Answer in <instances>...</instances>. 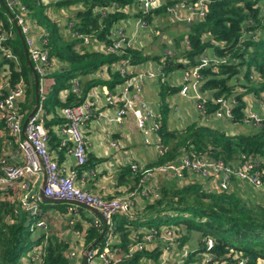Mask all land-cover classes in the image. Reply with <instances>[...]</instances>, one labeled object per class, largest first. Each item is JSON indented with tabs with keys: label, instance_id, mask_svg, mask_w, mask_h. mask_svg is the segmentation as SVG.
Listing matches in <instances>:
<instances>
[{
	"label": "built area",
	"instance_id": "obj_1",
	"mask_svg": "<svg viewBox=\"0 0 264 264\" xmlns=\"http://www.w3.org/2000/svg\"><path fill=\"white\" fill-rule=\"evenodd\" d=\"M46 1V0H44ZM167 0H135V2L120 9L116 3L98 8L96 13L105 17L108 13L121 10L127 17L118 21L110 29L108 40H99L91 34L79 32L75 25L76 19L67 15L63 23L64 32L72 39H78L75 44L77 52L89 49L105 55L121 56L118 60L102 65L94 74L95 77L106 80L110 79V73H118L122 81L114 89L105 85L93 86L86 93L83 102L65 106L59 109L58 115L65 122L56 126L61 148L74 160L73 168L66 169L61 166L49 151V136L45 126L43 108L39 102L36 111L29 115L21 111V104L26 97V83L20 78L11 83V72L8 64L0 68V121L4 126L1 131L3 145L0 152V195L14 204L13 215L25 213L28 217L29 230L33 236H42L40 242L32 246L24 256L27 264H44V254L49 237V228L46 220L42 217V204L40 189L43 185V194L49 198L60 199L66 204L65 214L68 215L67 224L72 227L76 223L74 216L82 205L93 207L101 213V217L93 215L91 226L102 230L104 248L82 250L81 257H87V264H93L97 259L100 264H114L123 258L131 256L137 251L159 250L157 260L145 259L149 264H248L247 255L241 251L229 249L223 255L213 251L214 239L210 236L203 237L196 248L190 249L187 244L180 245L181 234L179 228L174 225L146 226L132 231L131 243L127 251L121 254L113 244L119 240L114 234V215L120 214L131 218V210L134 206V198L137 193L150 195L155 199L158 195L157 182L160 178L175 179L179 184L184 180V173H193L210 182L212 188L207 191L224 192L230 190L232 181L247 182L255 189H264V181L261 179L259 170L260 159L257 157L241 154L236 162L224 163L207 153L186 154L181 152L174 159L167 160L152 168H143L136 162L130 163L134 172H142V177L137 188L125 196L103 198L90 191L82 189L76 184L77 168L87 162V140L84 135L86 126L98 116L103 117L107 124L120 125L129 114L136 123L146 145H152L158 156L165 153L162 144L160 130L162 101L154 107L143 96L144 85L147 81L163 83L167 80L165 73L166 62L175 56L174 48L165 46L154 67L146 66L147 62L133 64L129 57H123L127 50L142 48L148 40L155 37H165L164 30L159 29V16L155 10L165 6L164 14L172 23L190 24L194 21L203 20L208 5L212 0H180L173 4H166ZM5 6L13 14L15 24L18 26L24 38L29 60L38 78V92L41 99L44 98L48 87V75L57 70L61 64L51 57L47 48L48 33L41 27L33 24L27 17V9L20 0H3ZM47 2V1H46ZM1 6V3H0ZM259 17L264 19V0L257 3ZM150 17V20L147 17ZM11 20V19H10ZM58 22L57 19H54ZM12 22V20H11ZM13 23V22H12ZM253 20H247L242 31L240 42L249 37H256L255 30L246 29L253 25ZM35 26V31L33 27ZM131 27V32L127 28ZM10 31L0 28V57L13 60L18 63L17 57L12 50L5 45ZM40 41V46L35 43V36ZM214 44V42L212 41ZM184 46H189L188 40H184ZM217 44V43H215ZM232 60L228 54L213 57L202 55L198 63L182 69L178 93L181 97L192 99L199 112H205V105L211 101L217 104L215 112L223 115L228 120L233 118V109L237 104L236 95L241 82L234 79L236 85L234 92L227 97H213L211 93L202 89L203 80L200 70L212 67L216 71L219 64L228 63ZM179 62L187 61L180 58ZM48 84V85H47ZM69 93L79 96L82 93L80 78L70 81V86L59 92V98L64 101ZM102 101L105 106L113 109V116H105L96 107ZM261 112L244 110L243 123L261 128L264 122V99L257 98ZM114 147L116 141L110 140ZM89 173L91 171H88ZM85 208V207H83ZM89 210V209H88ZM90 211V210H89ZM78 253L75 250L66 252V257L71 264H76ZM258 264H264V259H258Z\"/></svg>",
	"mask_w": 264,
	"mask_h": 264
},
{
	"label": "trees",
	"instance_id": "obj_2",
	"mask_svg": "<svg viewBox=\"0 0 264 264\" xmlns=\"http://www.w3.org/2000/svg\"><path fill=\"white\" fill-rule=\"evenodd\" d=\"M27 9V17L31 23L43 28L47 33V48L51 57L57 59L61 66L48 75L46 94L40 102L48 130L49 144L56 148L59 141L54 133L53 124H61L65 120L58 115L59 109L65 106L77 105L85 99L86 93L93 86L105 85L109 89L122 81L118 73H110V79H100L95 72L104 64H110L121 56L105 55L89 49L77 52L75 44L78 39H72L65 32L63 25L56 22L47 12L48 6L57 10L76 8L70 15L76 19V29L81 33L91 34L99 40H108L112 26L127 17L121 10L108 13L101 17L96 10L116 3L120 9L132 5L135 0H53L45 3L43 0H20ZM180 0H167L173 4ZM196 1V0H189ZM259 0H212L203 20L190 24L183 23L186 31L174 38L175 56L166 62L165 73L179 67H191L198 63L207 48H213L217 56L228 54L232 60L219 64L217 70L205 67L200 70L203 80L202 89L213 97H227L234 92V79L241 80L242 91L236 95L237 104L233 109V123L241 124L244 118L246 102L244 97L252 94L264 99V19L259 17ZM165 6L155 10L164 14ZM150 20V17H147ZM253 20V25L246 29L255 30L256 37H249L240 42L242 31L247 20ZM0 28L10 31L5 40L18 63L0 57V68L9 65L11 83L20 78L26 83V97L21 104V111L27 114L34 107L35 88L31 69L28 67L22 42L16 27L11 22L6 11L0 6ZM188 40L189 46L183 44ZM214 42V44L212 43ZM217 43V44H215ZM123 57H129L131 63L141 64L152 57L144 53L142 48L126 51ZM158 56H153L157 59ZM186 60L182 64L178 59ZM80 78L82 93L79 96L69 93L64 101L59 98V92L70 86L73 78ZM160 97L174 93L179 88L169 86L166 82L160 84ZM164 102V101H163ZM217 104L209 101L205 105V113L209 114L217 108ZM160 136L165 147V153L156 160L147 163L152 168L167 160L174 159L178 154L207 153L224 163H234L241 154L260 159L259 170L264 181V124L253 133L228 134L223 130L207 125L191 123L180 130H172L167 126L168 106L161 107ZM264 123V122H263ZM0 121V152L3 145ZM61 148V147H60ZM95 158L88 155L83 168L93 165ZM129 177L133 186H137L142 172H134L130 165L120 170V182ZM132 186V187H133ZM158 195L152 202L146 204L144 214L140 218H130L124 215H114L113 232L119 242L113 244L121 254L127 251L131 243L130 235L138 227L174 225L180 228V245L198 233L201 239L210 236L214 239L213 251L223 255L229 249L241 251L247 255L248 264H258V259H264V205L256 204L244 198L233 190L224 192L207 191L197 182L179 184L175 179H162ZM14 204L0 195V264H23V258L28 250L40 242L42 236H33L29 230L28 217L25 213L13 215ZM98 229L89 227L85 234V247L92 249L104 248V237L94 243L100 236ZM52 235V234H51ZM49 234L44 254V264H71L66 257L68 242ZM200 239V240H201ZM200 242V241H199ZM159 250L137 251L127 258L114 264H140L142 260H157ZM83 264V261L80 262Z\"/></svg>",
	"mask_w": 264,
	"mask_h": 264
},
{
	"label": "crops",
	"instance_id": "obj_3",
	"mask_svg": "<svg viewBox=\"0 0 264 264\" xmlns=\"http://www.w3.org/2000/svg\"><path fill=\"white\" fill-rule=\"evenodd\" d=\"M46 1L44 2L49 3L53 0ZM52 7L53 6H48V13H52ZM60 11L63 12V10ZM32 27L33 31L37 34L35 31V26L33 25ZM127 30L128 32H131L132 28L128 27ZM185 31L186 30H184V32ZM35 43L37 46L41 45L37 35L35 36ZM168 45L174 48V43H168ZM142 49H144V47H142ZM213 52V48L210 47L206 49L203 55L212 58ZM159 54L160 53L157 52L158 56ZM148 56H150V54H148ZM150 57H152V59L150 58L146 61V66L154 67L156 59H153V56ZM183 68L185 67H179L178 69L172 70L167 74L168 76L166 83L169 86L179 88ZM47 83L49 82L47 81ZM160 89V83L147 81L144 85L143 96L154 107L157 106L159 101H162V103L165 102V104H167V126L169 129L180 130L191 123L217 128L230 135L239 132L241 133L242 126H245L243 133L247 134L253 133L257 129L244 123H233L223 115H218L215 110L209 114H206L205 112H199L195 106L194 100L181 97L178 91L168 94L162 100L160 97ZM209 93L210 92L207 91L206 94ZM244 100L246 102L245 108L256 112H261L257 98L254 95L247 94L244 97ZM96 107L98 110L102 111L105 116L111 117L114 114L113 109L111 107L105 106L102 101L98 102ZM239 125L241 126L239 127ZM56 126L57 124H53L52 128H54V133L57 137V140L59 141V137L56 133ZM137 134L139 135L141 142L137 137ZM84 135L87 140V157L88 155L92 156L95 158V161L91 167L83 168L82 166L76 169V184L82 189L90 191L103 198L125 196L137 188V186H133V183L129 177H125V180L120 182V170L124 166H128L130 163L136 162L140 167L144 168L147 167V163L156 160L158 157L155 147L152 145H146L143 142L142 135L136 126L135 120L129 114L123 119L120 125L113 123L107 124L104 116H98L86 126ZM110 140L116 141L118 146H112L109 142ZM48 146L52 156L61 166L65 167L66 169L73 168V158L66 154L64 148H60V144L56 146V148H53L48 142ZM88 171L91 172L89 173ZM190 182H197L206 190L207 188L213 189L211 183L201 178L199 175L193 173H184V180L182 184H187ZM230 190L237 191L238 193L246 190L264 191V189H255L247 182L239 180L232 181ZM152 201L153 199L150 195L144 196L137 193L134 198V206L131 210V217L137 219L140 218L144 214V208L146 204ZM65 206L66 204L64 202H44L42 204V217L48 224L49 234H52L51 236L64 239L68 242V249L66 252L69 250H75L78 253V256L76 257V264H80V262L83 261L80 252L86 249L85 234L87 229L91 227V222L94 217L93 215L95 214L89 211L87 208H79L74 216L76 223L74 226L70 227L67 224L68 215L65 214ZM142 228L143 226L138 227V229ZM185 244L188 243L185 242ZM143 263L144 261L140 264ZM23 264H27L25 258H23ZM93 264H100V262L95 259Z\"/></svg>",
	"mask_w": 264,
	"mask_h": 264
},
{
	"label": "rangeland",
	"instance_id": "obj_4",
	"mask_svg": "<svg viewBox=\"0 0 264 264\" xmlns=\"http://www.w3.org/2000/svg\"><path fill=\"white\" fill-rule=\"evenodd\" d=\"M62 11L57 10L56 8L52 7L51 12L52 13H48L53 19H57L58 22L63 25V23L65 22V17L67 15H72L76 8L71 7L68 9H62ZM159 29L160 30H164L165 37H155L153 38V40H148L146 42V45L144 46V53L146 54H150V56H157V52H161V50L165 47L168 46V43H174V38L178 35L181 34L182 32H184V30L186 29L184 24H179V23H172V21H170L167 17V15L162 14L159 16ZM238 90L242 91L243 88L241 87V85L238 86ZM242 88V89H240ZM241 125H239L240 127ZM245 127V126H244ZM244 127H241V133L244 132ZM253 130V129H252ZM240 133V132H239ZM137 137L139 138L140 142L141 139L139 137V135L137 134ZM162 179H159L157 182V189L158 186L160 184ZM244 198L251 200L252 202L256 203V204H262L264 205V191H252V190H246L243 192H239ZM143 211V210H140ZM140 215V214H139ZM141 216V215H140ZM177 227V226H176ZM178 232H180V228L178 230ZM201 237L198 233H194L193 235L191 234V237L187 240V246L192 249V248H196L199 245V241H200ZM143 264H149L147 261H144Z\"/></svg>",
	"mask_w": 264,
	"mask_h": 264
},
{
	"label": "water",
	"instance_id": "obj_5",
	"mask_svg": "<svg viewBox=\"0 0 264 264\" xmlns=\"http://www.w3.org/2000/svg\"><path fill=\"white\" fill-rule=\"evenodd\" d=\"M0 3H1V6L3 7V9L6 11L8 17L12 20L13 24H15L14 16L8 10V8L5 6L3 0H0ZM16 30H17V33H18V35L20 37V40L22 42L25 59H26V62H27L28 67L31 69V72H32V75H33V80H34V88H35V98H36V101H35L34 107L32 108V110L29 113V115H31V114H33L36 111V109L38 108V105H39V101H38V78H37L36 72L32 68V64H31V62L29 60V57H28L27 48H26L25 43H24V38H23V36H22V34H21L20 29L18 28V26H16ZM43 188H44V185H43L42 189H40V191H39L40 197H41V199H42L43 202H54V203L62 202V200H60V199L49 198V197L44 196V194H43ZM82 207H85V208L89 209L95 215H97V216H99V217L102 218L101 213L97 209H95L93 207L86 206V205H82ZM105 229H106V226L104 224V226H103V228H102V230L100 232L99 238L94 243L98 242L102 238ZM91 247L92 246H88L87 247V250H90ZM82 259H83V264H87V257L85 255L82 257Z\"/></svg>",
	"mask_w": 264,
	"mask_h": 264
}]
</instances>
